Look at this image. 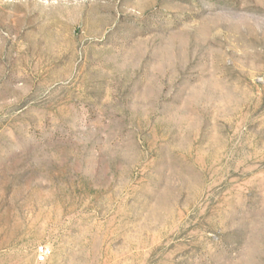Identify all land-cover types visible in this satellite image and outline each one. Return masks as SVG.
<instances>
[{"label":"rangeland","instance_id":"374dc122","mask_svg":"<svg viewBox=\"0 0 264 264\" xmlns=\"http://www.w3.org/2000/svg\"><path fill=\"white\" fill-rule=\"evenodd\" d=\"M0 264H264V0H0Z\"/></svg>","mask_w":264,"mask_h":264},{"label":"built area","instance_id":"2783aa9c","mask_svg":"<svg viewBox=\"0 0 264 264\" xmlns=\"http://www.w3.org/2000/svg\"><path fill=\"white\" fill-rule=\"evenodd\" d=\"M48 252V248L46 246H40V250H39V260L43 261L45 260V257L47 255Z\"/></svg>","mask_w":264,"mask_h":264}]
</instances>
